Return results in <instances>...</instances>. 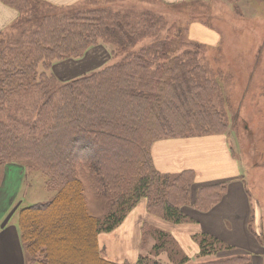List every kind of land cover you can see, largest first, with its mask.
I'll list each match as a JSON object with an SVG mask.
<instances>
[{
	"label": "trees",
	"instance_id": "1",
	"mask_svg": "<svg viewBox=\"0 0 264 264\" xmlns=\"http://www.w3.org/2000/svg\"><path fill=\"white\" fill-rule=\"evenodd\" d=\"M2 1L20 12L10 28L20 35L0 34V164H28L46 176L48 189L57 191L53 200L20 212L30 262L117 264L101 256L98 237L118 228L139 202L146 200L148 213L158 212L175 224L187 220L182 210L192 204L194 172H159L153 145L166 138L224 135L227 128L215 104L222 95L217 79L199 63L208 46L154 40L135 50L141 39L167 25L152 12L132 18L130 12L94 8L36 16L40 5L61 7L40 0ZM101 42L126 53L125 59L66 83L50 73L56 63L81 58ZM180 47L186 50L177 54ZM84 169L96 196L113 197L103 219L88 213ZM226 192V183L203 187L193 206L207 212ZM157 234L166 237L164 231ZM198 238L204 254L216 245L232 249L207 235ZM60 245L76 254L74 261L58 258ZM162 246L153 249L159 253ZM143 260L137 264H149ZM203 264L252 260L237 256Z\"/></svg>",
	"mask_w": 264,
	"mask_h": 264
},
{
	"label": "rangeland",
	"instance_id": "2",
	"mask_svg": "<svg viewBox=\"0 0 264 264\" xmlns=\"http://www.w3.org/2000/svg\"><path fill=\"white\" fill-rule=\"evenodd\" d=\"M94 8H105L113 12H130L133 14L132 18H139L143 13L152 12L165 19L166 27L157 32L154 37L141 39L136 44L135 50H140L154 40H175L186 43L188 40L198 42L202 39L206 43L204 45L208 48L202 52L199 63L215 76L221 89L222 95L215 102L219 111L225 116L227 125L221 133L228 138L234 154L242 162L246 175L244 183L249 197L254 202L261 198L264 200V4L254 0H188L173 6L162 0H85L71 8H49L40 5V9L35 14L36 16L41 13L60 16L62 12L70 9ZM204 29L206 31L210 29L214 33L210 34ZM5 34L13 38L20 35L15 29ZM185 50L186 47H180L177 54H182ZM125 57L126 53L116 51L112 45L101 42L81 58L73 59L81 67L77 66L79 67L78 72L73 74L69 81L78 80L114 66L123 61ZM57 66L62 65L55 64V70ZM69 81L60 80L62 83ZM119 111L122 113L121 110ZM13 168L21 170L20 175H12L13 184L17 186L18 192L17 216H20L22 209L49 202L57 195L56 190L48 189L47 178L41 171L31 169L28 164L24 163H5L0 164V196L7 190L6 183L10 182L8 179L7 182L5 181L8 176L7 172ZM83 171L80 176L85 186L88 213L97 219H103L111 210L113 197L110 195L96 196L86 180L88 171L86 169ZM150 215L165 220L159 217L158 212ZM253 223L255 228V221ZM144 225L146 227L145 229L142 227L144 237L141 249V257H146L147 260H143L144 263L146 261L149 264L154 262L203 264L227 259L234 253L232 249L216 245L209 248L210 254H204L199 238L195 240L193 237L192 241L194 246L198 244V250L192 254L194 249L192 252L190 249L191 254H187L184 248L188 244L181 237L179 241L175 237L176 234L164 231L166 237L160 239L157 233L163 230L152 223L145 222ZM110 233L99 235V249L103 244L104 236ZM155 245H163L164 248L156 253L153 249ZM58 250L61 253L59 259L65 262L75 260L76 254L70 248L60 245Z\"/></svg>",
	"mask_w": 264,
	"mask_h": 264
},
{
	"label": "crops",
	"instance_id": "3",
	"mask_svg": "<svg viewBox=\"0 0 264 264\" xmlns=\"http://www.w3.org/2000/svg\"><path fill=\"white\" fill-rule=\"evenodd\" d=\"M40 1L63 8L78 5L85 0ZM162 1L177 4L188 0ZM254 1L264 4V0ZM19 16L17 8L0 0V34L10 30ZM204 31L214 33L210 29ZM198 42L206 44L202 39ZM74 61L76 60L56 63L62 66H57L56 70L53 67L52 73L59 80H71L72 75L78 72L77 66L81 67ZM152 158L156 169L163 174L178 175L189 170L194 172L192 204L183 207L182 210L187 220L176 225L152 217L147 211L146 200H142L118 230L104 236L100 248V254L104 259L117 264L127 262L136 264L142 256L144 237L142 227L148 222L163 231L176 234L175 237L179 241L180 237L186 241L188 245H185L184 249L187 254H191L193 249L192 254L198 250V244L194 246L192 241L193 237L196 240L198 235H209L232 247L234 253L227 258L249 256L252 264H264V200L261 198L254 202L249 197L244 183L246 175L242 162L234 154L226 136L204 135L163 139L153 145ZM9 170L5 181L8 179L10 182L6 183L7 190L0 196V264H40L30 262L19 227V215L17 216L19 208L16 207L18 192L17 186L13 184L12 175H20L21 170L18 168ZM221 183L227 184V192L219 204L207 212L193 206L201 188Z\"/></svg>",
	"mask_w": 264,
	"mask_h": 264
}]
</instances>
